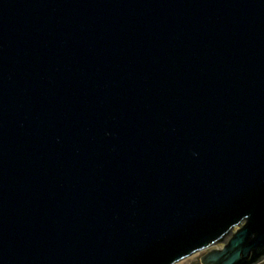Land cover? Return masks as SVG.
<instances>
[{"label": "water", "instance_id": "obj_1", "mask_svg": "<svg viewBox=\"0 0 264 264\" xmlns=\"http://www.w3.org/2000/svg\"><path fill=\"white\" fill-rule=\"evenodd\" d=\"M264 263V0H0V264Z\"/></svg>", "mask_w": 264, "mask_h": 264}, {"label": "rangeland", "instance_id": "obj_2", "mask_svg": "<svg viewBox=\"0 0 264 264\" xmlns=\"http://www.w3.org/2000/svg\"><path fill=\"white\" fill-rule=\"evenodd\" d=\"M222 244L220 245H217V246H214L208 250H205L203 252H200L198 254H195V255H192L190 257H187L185 259H183L182 261L176 263V264H202V258L212 249H219V248H222ZM261 264H264V263H261Z\"/></svg>", "mask_w": 264, "mask_h": 264}, {"label": "flooded vegetation", "instance_id": "obj_3", "mask_svg": "<svg viewBox=\"0 0 264 264\" xmlns=\"http://www.w3.org/2000/svg\"><path fill=\"white\" fill-rule=\"evenodd\" d=\"M223 246V245H222Z\"/></svg>", "mask_w": 264, "mask_h": 264}]
</instances>
